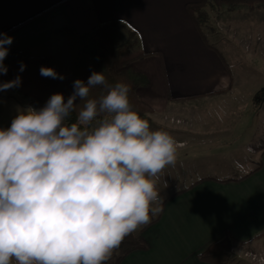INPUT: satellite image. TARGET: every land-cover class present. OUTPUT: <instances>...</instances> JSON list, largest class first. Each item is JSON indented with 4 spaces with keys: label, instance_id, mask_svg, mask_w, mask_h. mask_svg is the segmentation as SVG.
Segmentation results:
<instances>
[{
    "label": "crops",
    "instance_id": "1",
    "mask_svg": "<svg viewBox=\"0 0 264 264\" xmlns=\"http://www.w3.org/2000/svg\"><path fill=\"white\" fill-rule=\"evenodd\" d=\"M200 1L0 0V33L13 37L9 49L32 57H60L64 30L91 34L97 27L117 21L124 28L123 40L133 32L137 48L147 54L131 68L149 80V86L139 88L137 94L154 113L157 107L163 110L180 102L224 105L223 111L210 115L230 122L215 128L200 126L198 135L202 137L194 143L213 150L186 171L180 180L186 185L164 199L163 211L142 231L148 249L128 254L119 264H208L198 256L225 233L242 244L235 250L236 264H256L237 255L238 250L264 256V235L259 237L264 233V148L248 151L261 142L264 123L257 134L253 120L247 125L241 120L243 113L228 115L225 106L242 102L245 106L253 94L242 99L236 93L227 55L208 41L203 29L195 27L186 6ZM238 6L223 5L222 22H240L233 12L252 7V3ZM254 9L264 19V10L258 5ZM234 32L246 36L241 28ZM210 39L219 43L211 33ZM261 42L251 43L248 51L255 46L264 51ZM258 102L264 105V95ZM177 143L178 149L187 146L183 141Z\"/></svg>",
    "mask_w": 264,
    "mask_h": 264
},
{
    "label": "clouds",
    "instance_id": "2",
    "mask_svg": "<svg viewBox=\"0 0 264 264\" xmlns=\"http://www.w3.org/2000/svg\"><path fill=\"white\" fill-rule=\"evenodd\" d=\"M12 43L0 33V75ZM40 74L64 79L51 67ZM21 83L20 75L0 82V92ZM130 92L93 71L73 82L66 102L54 93L39 109L17 106L10 127L0 128V264H106L163 211L157 185L178 143L151 129Z\"/></svg>",
    "mask_w": 264,
    "mask_h": 264
},
{
    "label": "trees",
    "instance_id": "3",
    "mask_svg": "<svg viewBox=\"0 0 264 264\" xmlns=\"http://www.w3.org/2000/svg\"><path fill=\"white\" fill-rule=\"evenodd\" d=\"M248 2L252 3L251 9L256 4L261 5L264 9V0H201L198 3L188 4L186 7L195 27L201 31L202 26L208 22V10L216 11L223 5L238 6ZM123 30L122 24L117 21L97 27L91 34H78L64 30V51L60 57H32L9 49L4 60L8 72L6 75H0V82L12 80L20 75L22 83L20 87L15 88L17 92L23 97L44 106L48 98L54 93H63L66 102L68 96L73 92V82L76 79H82L86 82L93 71H104L109 83L124 82L131 86L130 103L142 117L152 114V108L144 103L137 94L139 88L149 86V80L145 75L131 68L134 61L147 56V54L137 48V40L133 32H128L127 38L122 43L120 34ZM21 62L26 65L22 72L20 71ZM42 66L54 68L57 73L64 76V79L42 76L40 74ZM263 92L264 89L258 91L253 97V101L259 100V96L263 97ZM100 93V88L93 89L90 97H97ZM76 103H79V100ZM75 119L76 113L74 112L70 122H75ZM155 219L137 233L127 236L120 247L113 251L106 264H119L134 251L147 250L148 245L141 237V233ZM263 235L264 233L259 237ZM240 245L242 244L232 238L229 233H225L220 240L211 243L198 256V259L208 264H236L235 249Z\"/></svg>",
    "mask_w": 264,
    "mask_h": 264
},
{
    "label": "rangeland",
    "instance_id": "4",
    "mask_svg": "<svg viewBox=\"0 0 264 264\" xmlns=\"http://www.w3.org/2000/svg\"><path fill=\"white\" fill-rule=\"evenodd\" d=\"M257 5L260 10H264L261 5ZM231 7L236 9L239 6ZM242 8V11H238L240 12L239 14L238 12H233L234 15L240 18V22L230 23L223 21L225 24L222 22V14L225 12H220L221 9L214 12H209L208 10V22L202 26V29L208 41L213 43L222 54L227 55L228 66L234 76V80L237 82L236 93L238 95H243V99L244 96H249L250 98L252 94V97H254L260 89L264 88L263 47L260 46L261 51H258L256 46L253 47L251 51H247L241 43V41L250 39L254 44V42L259 41L256 38H260L262 41L261 45H263L264 19L263 17L260 18V15L255 12L254 8L251 9L249 6H244ZM233 13H229L228 16H233ZM248 13H250V15H248ZM227 20H229V18ZM227 26L229 27L227 28ZM236 27L245 30L246 36L242 37L237 35L234 32V30L237 29ZM208 31L213 38L219 40L220 44H217L215 43V40L210 39V33H208ZM123 38L124 33H121L120 41L122 43L124 41ZM258 45H260V43ZM248 50H250V48ZM8 94L10 96L4 98ZM262 98L263 97L259 96V100ZM17 106H32L37 109L43 107L42 104L35 103L32 100L23 97L19 92L15 91L14 88L9 89L7 92H0V128L10 127L12 119L17 114ZM225 108H227V112H229L228 115H232L236 112L243 113L244 115L241 120H243L246 125L249 121L251 122L253 120L257 134H261L260 125L264 123V105H259L258 100L253 101L252 98L251 102L249 101L245 106L242 102L240 104L227 105ZM155 109L156 113L153 112L152 114L143 116V118L149 121L151 129L168 131L176 141H183L187 144L185 148L177 150L175 163L166 166L160 173V180L157 187L160 194L165 199L167 196L186 185L180 181L188 174L186 171L189 170V168H192L195 164L198 165L203 158L201 156H205L213 150L211 146L198 148L194 144L199 141L200 137H202L198 135L200 126L215 128L222 126L223 123L230 122V120H217L215 116L210 115L214 111H223L224 105L221 108L212 105L205 106L200 105L199 101L180 102L170 105L169 107L165 106L163 110L158 107ZM194 133L195 135H193ZM180 145H183V143H180ZM213 158H216V156ZM137 232L138 230L135 231L134 234ZM238 251H236L237 255L241 254L244 259L248 258L251 260L244 255L245 253H240V251ZM12 264H16L14 259ZM244 264H247V261Z\"/></svg>",
    "mask_w": 264,
    "mask_h": 264
},
{
    "label": "built area",
    "instance_id": "5",
    "mask_svg": "<svg viewBox=\"0 0 264 264\" xmlns=\"http://www.w3.org/2000/svg\"><path fill=\"white\" fill-rule=\"evenodd\" d=\"M256 39L260 40V38H256ZM241 43L243 44L244 48L248 51L252 42L250 39H247V40L241 41ZM262 135L263 136H262L261 142H258L257 144H255L254 148H248L249 152L255 153L256 150L264 148V124L262 125ZM244 255L246 257H249L252 260V262L256 264H264V256H255L249 253H245Z\"/></svg>",
    "mask_w": 264,
    "mask_h": 264
}]
</instances>
